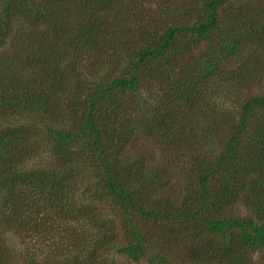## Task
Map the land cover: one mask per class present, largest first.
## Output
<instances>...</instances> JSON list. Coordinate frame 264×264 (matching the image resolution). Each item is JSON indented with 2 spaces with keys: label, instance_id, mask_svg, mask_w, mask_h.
<instances>
[{
  "label": "trees",
  "instance_id": "16d2710c",
  "mask_svg": "<svg viewBox=\"0 0 264 264\" xmlns=\"http://www.w3.org/2000/svg\"><path fill=\"white\" fill-rule=\"evenodd\" d=\"M226 1L229 0H207L204 21L170 28L162 39L146 42L138 50L131 49L128 69L122 77L110 83L98 81L83 102L71 99V111H79L81 105L86 107L83 127L75 131L73 128L62 130L66 119L59 116L61 121L56 122L54 115L57 114L51 111L57 106V96L64 92L61 68L69 55L68 41L77 49L108 48V31L101 14L110 10L114 0H0V194L4 196L0 205L3 209L0 264H104L102 259L114 249L135 263L147 258L152 264H176L161 253L148 252L149 242L138 219L144 222L151 217L176 223L175 248L180 250L182 246L190 263L255 264L253 255L264 250V96L244 102L238 122L214 119L219 126L221 152L214 160L198 161L196 184H188L176 207L168 197L157 200L151 193L164 185L160 184L164 179L159 167L150 171L143 158L132 162L124 158L133 129L118 130L106 123L107 114L115 120L118 116L114 112L121 116L122 98L126 93H140L144 78H153L160 70L163 73L171 70L172 61H180L181 51H188V45H198L201 41L211 44L209 51L203 54V63L189 68L195 76H185V85L174 87L179 100L186 105H193L202 79L204 89L211 77L221 75L219 62L225 55L238 56L244 46L257 44L256 52L261 53V58L252 57V63L259 70L263 67L264 4L252 2L239 8L232 13L231 23L223 26L219 9ZM19 20H23L27 28L25 34L36 38L39 48L30 52L19 49L1 52L13 37ZM50 31L55 35V42L49 44L48 49ZM187 34L191 35L190 40L180 42L176 46L179 47L177 53L174 52L177 38ZM214 34L218 41L213 47ZM146 36H149L148 31ZM30 41L33 40L30 38ZM60 41L64 45H58ZM172 50L173 54L166 58ZM161 60L168 66L153 68L151 62ZM240 71L244 72V66L235 75L237 82L242 83ZM178 111L157 121L151 118L148 134L162 135L166 142L172 143L170 133L175 134L172 128ZM10 117L29 123L14 125ZM43 132L54 139L53 153L64 168L21 170V156L36 150L43 140ZM80 141L82 151L85 147L96 156L98 164L91 161L89 165L100 173L97 181L85 190L78 186L85 178L79 168L72 166L79 155L70 151L73 144ZM71 177H77L78 182L72 183ZM152 184L160 186L151 188ZM105 194L122 203L124 214L119 223L92 216L86 210L88 205L81 204L84 210L77 208V201L81 203L85 195ZM234 205H239L247 214L225 216L223 210ZM47 217L49 221L76 217L69 222H89L88 229L83 224L80 233L85 237L83 242L79 241L83 246L74 255L63 257L61 262L57 257L47 259L46 256L44 261H39L28 256L33 253L29 252L27 243L31 233L40 228L47 233ZM121 233L128 236L124 243ZM9 234L17 236L27 246L26 252L13 261L17 246L9 242ZM179 241L183 242L179 244ZM258 264H262V260Z\"/></svg>",
  "mask_w": 264,
  "mask_h": 264
},
{
  "label": "rangeland",
  "instance_id": "374dc122",
  "mask_svg": "<svg viewBox=\"0 0 264 264\" xmlns=\"http://www.w3.org/2000/svg\"><path fill=\"white\" fill-rule=\"evenodd\" d=\"M206 2L207 0H114L112 9L101 14L108 31L106 36L109 42L108 48L101 47L102 49L92 50L83 47L77 49L69 40L67 47L69 55L65 58V65L61 68V71L64 72V79L61 83L64 92L57 96L59 99L56 101L57 106L51 110L57 114L54 115L57 118L56 122L61 121V118L66 119L62 130L73 128L76 131L83 127L86 107L81 105L83 107L79 111H71L69 107L71 99L83 102L87 93L95 88L98 81L105 80L110 83L115 78L122 77L126 73L125 70L128 69V56L131 49L138 50L146 42L162 39L170 28L180 25L193 26L204 21L203 9ZM252 2H259V5L264 4L263 0L226 1L219 9L222 25H229L232 13ZM259 5L257 7H260ZM25 29L27 28H25L23 20H19L14 28L13 37L3 46L1 52L11 53L13 49L30 52L39 48L36 38L32 36L30 38L33 41H30L29 36L31 35L25 34ZM147 31L149 36H146ZM213 36L214 47L218 38L216 34ZM190 37V34L179 36L175 41L174 52L177 53L176 50L179 47L176 46H179L180 42L189 41ZM68 39H71L70 35ZM145 39L148 40L144 41ZM47 42L46 47L50 49L49 44L55 42V35L51 31L47 34ZM61 44L64 45V42H58V45ZM210 45L206 41H201L198 45H188V51H181V60L172 61V65L169 66L171 70L165 68L164 73L160 70L155 77L144 78L140 84V93L129 92L123 96L121 116L116 112L113 113L118 116V119H113L110 114L106 116V123L118 130L133 129V135L125 148L124 158L132 162L140 160L141 157L150 171L159 167L164 179L160 184L164 185L151 193L157 200L165 196L168 197L174 206L180 203L188 184H196L200 168L198 161L203 158L214 160L221 152L217 119L221 118L222 122H238L241 105L252 98L264 96V62L260 70L255 68V63H252L253 59L251 58H261V53L258 50L256 52L258 45L252 44L251 47L244 46L238 56L225 55L221 59L219 62L221 75L211 77L205 83L204 89L203 79L201 80V87L195 96L193 105H186L180 101L174 87L180 85L179 87L182 88L186 82L185 76H195L196 73L189 68H196L203 63V54L209 51ZM171 54H173V50L166 54V58H170ZM244 60H247V65ZM151 65L153 68L168 66L164 60L155 62V64L151 62ZM242 66H244V72L240 71L242 83H239L237 82L238 77L235 75ZM144 73L148 74L147 71ZM178 109L177 119L174 120L172 128V132L175 134L170 133L172 143L166 142L161 137L162 135L148 134L151 118L157 121L169 114H175ZM9 120L14 125L29 123L21 122V118H19V122L13 117H10ZM208 121L212 122L208 123ZM31 123L40 126L39 123L33 121ZM55 127L59 128L57 125ZM54 146V139L43 132V140L38 143L36 150L21 156L23 163L20 169L24 171L34 168L44 171L50 170V168L63 169L64 166L60 162V158L53 153ZM81 146H83L81 141L74 143L70 151L72 154L79 155L78 160L72 166L79 168V173L85 178L78 185L82 190H85L97 181V176L100 173L94 166L89 165L91 161L94 165L98 164L95 160L96 156L93 152H88L85 147L82 151ZM99 170L101 172V168ZM153 173L151 174L153 175ZM71 179L72 183L78 182L77 177H71ZM160 184H152L151 188L160 186ZM3 197L0 194L1 206L4 201ZM76 199L77 195L74 198L75 202ZM81 204L90 206L86 207V210H89L92 216L105 217L108 220H115L116 223L122 220L124 214L122 203L107 194L97 197L85 195L81 203L77 201V208L84 210L85 206L81 207ZM2 210L0 207V218L3 215ZM242 211L239 205H234L223 210V213L225 216L228 214L229 216L244 217L247 212ZM73 219L77 218L67 217V219L49 221L47 217V233L43 228L31 233L30 241L27 243L29 247L31 246V248L28 247L29 252L33 253H28V256L39 261H44L46 256L47 259L57 257V261L61 262L63 257L77 253L83 246L79 241L85 240V237L80 235L83 224L88 229L87 223L89 222H69ZM138 223L142 226L141 230L143 234H146L149 242L148 252L161 253L176 264H193L186 260L182 246L180 250L175 248L176 234L174 230L177 228L175 222L163 218L155 220L151 217L144 222L143 219H138ZM44 236H46L45 239ZM121 236V242L124 243L128 236L125 233H121ZM9 237V242L14 243V247L17 246L15 253L12 254L11 260L13 261L26 252L27 246L17 236L9 234ZM216 241L217 238L213 242ZM182 242L179 241V244ZM33 245H37V247L32 248ZM185 246L188 248L187 244ZM252 259L255 264H258L260 260L264 264V250L255 253ZM102 261L104 264H109L112 261L117 264H152L147 258L138 263L132 262L120 254L117 249L105 255Z\"/></svg>",
  "mask_w": 264,
  "mask_h": 264
}]
</instances>
